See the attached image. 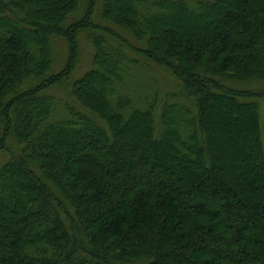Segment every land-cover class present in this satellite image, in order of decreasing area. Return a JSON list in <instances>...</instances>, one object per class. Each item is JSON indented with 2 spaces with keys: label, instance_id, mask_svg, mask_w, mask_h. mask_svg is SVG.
<instances>
[{
  "label": "trees",
  "instance_id": "obj_1",
  "mask_svg": "<svg viewBox=\"0 0 264 264\" xmlns=\"http://www.w3.org/2000/svg\"><path fill=\"white\" fill-rule=\"evenodd\" d=\"M0 264H264V0H0Z\"/></svg>",
  "mask_w": 264,
  "mask_h": 264
},
{
  "label": "rangeland",
  "instance_id": "obj_2",
  "mask_svg": "<svg viewBox=\"0 0 264 264\" xmlns=\"http://www.w3.org/2000/svg\"><path fill=\"white\" fill-rule=\"evenodd\" d=\"M194 22L197 24V23H200V20H199V19H196V21H194ZM87 53H88V54L91 53L89 49H87ZM217 112H219V110H218ZM216 121H217V123H218L217 117L215 116V122H216ZM217 123H216V124H217ZM217 125H218V124H217ZM221 129L223 130V127H221ZM231 137H232V136L229 135V138H230V139H231ZM230 139H229V140H230ZM146 156H147L148 159H151V158L153 157L152 155H148V154H146L145 157H146ZM140 179H143L144 181H152L154 178H153V177H146V176H137V177L135 178L136 181H140ZM112 197H113V199L115 200L116 197H117V194L115 195V193H113V194H112ZM206 197H208V196H206ZM212 199H213V200H216L214 197H212ZM205 200H207V198H205ZM102 205H103V206L106 205V202L103 201V202H102ZM193 208H195V206H194ZM222 214H223V212H219V215H222Z\"/></svg>",
  "mask_w": 264,
  "mask_h": 264
}]
</instances>
